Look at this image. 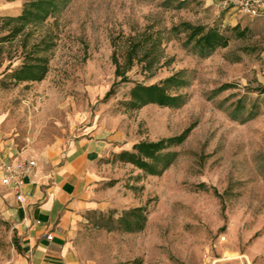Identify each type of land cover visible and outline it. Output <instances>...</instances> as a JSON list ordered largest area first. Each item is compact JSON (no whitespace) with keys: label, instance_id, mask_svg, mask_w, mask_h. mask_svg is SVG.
Here are the masks:
<instances>
[{"label":"rangeland","instance_id":"374dc122","mask_svg":"<svg viewBox=\"0 0 264 264\" xmlns=\"http://www.w3.org/2000/svg\"><path fill=\"white\" fill-rule=\"evenodd\" d=\"M23 1L0 0V24L19 14ZM222 2L60 0L55 14L25 29L28 46L41 38L54 43L40 81L8 77L23 61V34L0 44V160L63 152L82 134L110 143L95 161V208L69 230L79 264H264V19ZM181 20L218 27L228 45L202 57L173 38L163 43L169 64L152 76L134 64L120 81L113 58L123 62L127 37L145 29L165 33ZM180 70L189 80L172 90L183 96L181 105L126 110L134 83ZM187 127L172 148L176 160L159 175L113 156ZM5 191L0 185V202ZM140 206L143 228L126 231L119 217ZM0 264H26L3 203Z\"/></svg>","mask_w":264,"mask_h":264},{"label":"trees","instance_id":"16d2710c","mask_svg":"<svg viewBox=\"0 0 264 264\" xmlns=\"http://www.w3.org/2000/svg\"><path fill=\"white\" fill-rule=\"evenodd\" d=\"M60 0H24L22 9L15 16H4L0 24V30L6 31L0 36V44L5 41H12L23 34L21 49L23 61L21 65L10 72L9 78L16 82L40 81L49 70V57L47 52L52 49L54 43L52 39L41 38L27 43L28 25H38L43 23L48 17L55 14L59 9ZM237 26L233 27L236 30ZM243 30L238 32L243 35ZM182 35V36H181ZM173 38H182V45L189 47L193 51L206 57L218 48H224L229 43V38L216 26L206 24H194L186 20H181L177 24H172L169 29L143 30L136 36H128L126 49L123 54V62H118L113 58L115 64V75L120 81H127L126 72L134 64L140 66L141 72L147 76H152L159 67L169 64L172 57L165 55L163 43ZM161 59L162 62H161ZM188 78L185 71L180 70L172 73L159 81L149 84L134 83L129 90V99L125 102L126 110H137L147 104H157L159 106L176 107L183 103L184 98L177 92L179 88L187 86ZM227 85L222 86L226 87ZM110 88L105 97L112 93ZM191 127H187L181 133L156 141L140 140L131 146V150L122 149L113 154L114 158L120 162H128L142 171L159 175L167 169L177 158L178 152L172 149L180 145L187 137ZM146 220L143 207L129 208L121 214L119 222L124 229L129 232L139 231L143 228Z\"/></svg>","mask_w":264,"mask_h":264},{"label":"crops","instance_id":"0c3cea01","mask_svg":"<svg viewBox=\"0 0 264 264\" xmlns=\"http://www.w3.org/2000/svg\"><path fill=\"white\" fill-rule=\"evenodd\" d=\"M109 148L108 140L82 134L63 152L43 151L34 159L35 166L25 176L22 201L5 189L0 203L21 238L26 264H79L69 230L81 212L95 208L91 186L95 161ZM20 154L16 157L33 159Z\"/></svg>","mask_w":264,"mask_h":264},{"label":"built area","instance_id":"2783aa9c","mask_svg":"<svg viewBox=\"0 0 264 264\" xmlns=\"http://www.w3.org/2000/svg\"><path fill=\"white\" fill-rule=\"evenodd\" d=\"M222 5L223 8H235L242 15L264 19V0H223ZM34 166V159H21L19 157L1 159L0 185L11 191L16 200L22 201L25 176L30 173ZM46 237L51 239L52 235L47 234Z\"/></svg>","mask_w":264,"mask_h":264}]
</instances>
